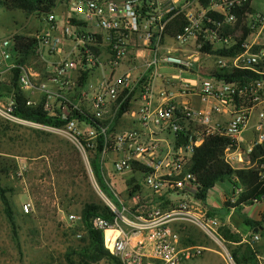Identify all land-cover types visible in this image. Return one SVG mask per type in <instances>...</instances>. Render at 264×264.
<instances>
[{"label": "built area", "instance_id": "2783aa9c", "mask_svg": "<svg viewBox=\"0 0 264 264\" xmlns=\"http://www.w3.org/2000/svg\"><path fill=\"white\" fill-rule=\"evenodd\" d=\"M259 3L264 0H71L64 15L53 11L42 17L47 29L33 30L35 60L30 63L17 62L16 46L24 45L16 34L0 35V93L8 95L0 98L2 116L30 120L13 110L17 68L26 104L64 120L63 126L49 127L71 140L84 157H93L99 139L104 140V177L107 169L114 175L135 173L157 196L181 191L174 206H153L146 216L130 209L139 203L140 193L125 203L111 183L114 198L96 184L114 216L95 215L91 224L123 264H181L204 256L205 247L182 244L177 228L178 223L211 228L222 223L217 217L206 219L203 208L188 200L198 186L192 157L200 146L225 139L224 160L231 167L256 163L251 154L264 145V9ZM49 55L57 59L50 61ZM167 65L179 73H161ZM220 69L255 74L243 84L205 74ZM184 71L194 76L185 77ZM127 101L123 116L131 113L140 128L119 123L111 131ZM187 129L189 137L178 147L164 136L174 133L176 139ZM246 130L251 134L242 142ZM25 169L20 167L19 176ZM222 183L211 188L209 204ZM33 211L31 201L23 204L24 214ZM68 221L75 226L81 216L70 213ZM85 234L80 231L77 237ZM259 240V234L245 237L250 244Z\"/></svg>", "mask_w": 264, "mask_h": 264}, {"label": "rangeland", "instance_id": "374dc122", "mask_svg": "<svg viewBox=\"0 0 264 264\" xmlns=\"http://www.w3.org/2000/svg\"><path fill=\"white\" fill-rule=\"evenodd\" d=\"M259 5L264 9V3ZM56 12L59 16L62 6ZM40 20L20 10L7 11L0 8V35L16 34L19 44L28 46L32 42L33 30L41 25ZM36 59L39 67L41 61ZM47 59L54 61L57 57L49 55ZM160 72L179 73V70L167 65L161 67ZM182 74L185 77L194 76L187 71ZM7 78L3 81L6 82ZM254 122L255 118L251 124ZM49 126L31 124L30 120L12 121L0 114V183L10 190L8 195L12 200L18 225V234L15 236L0 198V264H70L65 253L72 245H78L83 237H77L72 223L68 221V215L79 214L80 208L87 202L105 204L96 190V184L99 182L92 165L89 166L88 160L91 161L92 158L87 159L79 153L83 164H73L76 154L69 151L73 146L72 141ZM138 126L136 124L134 127ZM250 134L251 131L246 130L241 136L242 142H245ZM171 137L174 138L175 134L172 133ZM2 162L7 163L10 172H2ZM21 166L26 169L23 175L19 176ZM131 177L138 180V174L114 175L107 169L104 181L108 186L111 183L120 198L129 203L130 196L128 197L126 190L127 180ZM224 184L230 186L228 181ZM64 192L69 195L65 202L66 210L60 204ZM140 194L142 198L147 197L148 203H154L159 197L143 184ZM107 195L114 198L108 193ZM28 201L33 203L34 211L24 214L22 206ZM199 207L201 208V205ZM258 207L262 209L261 215L264 216V204L247 207L244 212L253 216ZM232 210L234 213L227 217L226 222L236 227L244 237L250 232H247L241 222L242 215L236 209ZM203 211L206 212V209ZM183 226L187 227V232L190 230L192 233L195 241L192 245L203 246L206 252H220L229 264H236L228 243L218 233L219 229L193 223H185ZM207 258L208 253L187 261L189 264H198Z\"/></svg>", "mask_w": 264, "mask_h": 264}, {"label": "trees", "instance_id": "16d2710c", "mask_svg": "<svg viewBox=\"0 0 264 264\" xmlns=\"http://www.w3.org/2000/svg\"><path fill=\"white\" fill-rule=\"evenodd\" d=\"M71 0H0V8H4L7 11L20 10L27 15H35L42 20L43 16H47L52 13L58 6L69 3ZM18 44V43H17ZM32 45L28 46H16V53L20 55L17 62L30 63L35 56L33 55ZM40 66L43 67L42 60L40 59ZM14 113L21 115L27 119L45 124L50 126H63L65 121L56 117L50 116L40 106L31 107L26 104L25 96L23 91L20 89L17 82L18 69L14 70ZM207 74L210 77L217 79H225L230 82L238 81L240 83H248L251 77L255 74L251 70H212L208 71ZM7 94L0 93L1 97H6ZM128 102L125 104L123 109L120 111L114 125L111 127V131L116 130L119 125L124 112L127 109ZM77 115V113H75ZM190 131L182 130L176 136L175 147L184 144ZM228 144V140L219 139L212 144L200 146L194 156L192 157V170L197 176V190L192 197L188 200L192 204H199L203 209H206V217H217L223 220L221 225L216 228L219 229V234L225 239L229 245L231 254L236 264H261L258 255H264V222H257L249 217L244 212V205L252 204L255 198L264 197V158H258L259 155L264 154V145L258 146L256 150L251 154V161L256 163L250 168L234 169L225 160V148ZM104 147V140L99 139L98 150L95 155L91 157V165L93 171L97 177L99 184L102 189L108 194L114 197L109 186L104 181L102 168L100 165V152ZM71 153L76 154V159L73 160V164H77L81 160V154L75 144L70 147ZM69 152V153H70ZM258 158V159H257ZM4 169L2 172H10L7 163L2 162ZM137 168H141V165L135 164ZM228 181L231 186L232 193L235 192L236 188H242L241 193L226 196L222 207L215 208L208 202V195L211 190L218 182ZM8 190L0 183V198L4 204V211L8 220L12 226L13 234H18V225L16 222V214L13 208L11 198H9ZM142 191V183L135 177H131L127 180L128 197L140 193ZM167 195L159 196L154 200V203H148L147 197H141L140 201L136 205H132L131 211L135 214L148 215L150 209L153 206H161L164 209H169L178 202V195L182 194L181 191H172ZM180 192V193H179ZM68 193L64 192L61 198L60 204L63 209H67L65 202L68 197ZM236 198L235 201H232ZM71 201V199H70ZM70 204V203H69ZM232 209H236L243 217V224L251 234H259L260 240L254 244H250L244 240L243 235L240 231H237L233 226L226 222V219ZM81 216V222L73 226L75 232L85 231V236L81 239L78 245H72L70 249L65 253V257L70 264H123L122 261L115 255H112L104 246L103 233L95 229L91 224V218L95 215H103L113 220L114 213L102 203L87 202L79 211ZM220 217V218H219ZM220 220V221H221ZM185 223H178L177 228L181 233V242L183 245H192L195 241L192 238V233L184 227ZM187 224V223H186ZM257 229V230H256Z\"/></svg>", "mask_w": 264, "mask_h": 264}, {"label": "crops", "instance_id": "0c3cea01", "mask_svg": "<svg viewBox=\"0 0 264 264\" xmlns=\"http://www.w3.org/2000/svg\"><path fill=\"white\" fill-rule=\"evenodd\" d=\"M60 6H62V13L60 12L61 14L59 16H62V15H64L66 13V7L68 6V3L62 4ZM60 6H58L54 11L55 12L56 11H59V7ZM30 16H35V15H30ZM36 18H38V17H36ZM40 28L47 29L48 26H46L45 23L44 24L41 23ZM183 99H184V97L180 98V100H183ZM135 108H136V104L134 105V109ZM120 123L122 124V127H124V128H135L134 126H136V124H138L139 126L136 127L135 129H139L140 128V124L138 123V121H136V119L132 116L131 113H128V114L124 115L123 118L121 119V122ZM188 125H190V123H188ZM187 130H189V129H187ZM249 131H251V130H249ZM171 135H172V133H165L164 134V136H166L168 138L169 142L175 144V142H176L175 141V137L172 138ZM231 192H232L231 186H228V185H226L224 183H222L221 185H219L218 186V189L216 190V192H214V195H213L214 198L212 199V202L210 201L211 202L210 203L211 206H213L215 208L222 207L223 202L225 200V199L223 200V197L226 198V196H229ZM255 204L256 205L264 204V197H261V198L257 199V201H253L252 204H246L243 207L245 209V208L250 207V206H252V207L253 206H256ZM232 213H234L233 210H232V212H230V214L228 215V217ZM261 213H262V209H260L258 207V209L256 210V212L253 213V216H249V215L248 216L251 217L253 220H255L257 222H264V216H262ZM242 219H243V217H242ZM241 222H243V221H241ZM250 234L251 233L246 234V236H249ZM246 236H244V240H245V237ZM206 253L209 254V258H207L205 261H202V262H200L198 264H229L226 261L224 255L222 253H220V252L210 251V252H205V254ZM258 256H259V259L261 261V264H264V255H261L260 254ZM188 262L189 261H184L181 264H189Z\"/></svg>", "mask_w": 264, "mask_h": 264}, {"label": "water", "instance_id": "95a60500", "mask_svg": "<svg viewBox=\"0 0 264 264\" xmlns=\"http://www.w3.org/2000/svg\"><path fill=\"white\" fill-rule=\"evenodd\" d=\"M194 69L196 70V66L194 67ZM257 230V229H256Z\"/></svg>", "mask_w": 264, "mask_h": 264}]
</instances>
